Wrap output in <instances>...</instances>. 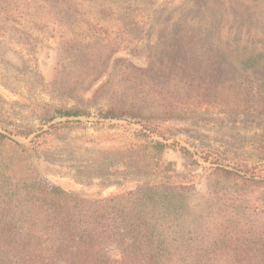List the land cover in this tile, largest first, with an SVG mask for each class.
Segmentation results:
<instances>
[{
	"label": "rangeland",
	"instance_id": "obj_1",
	"mask_svg": "<svg viewBox=\"0 0 264 264\" xmlns=\"http://www.w3.org/2000/svg\"><path fill=\"white\" fill-rule=\"evenodd\" d=\"M244 51L264 55V0H0V133L23 147V166L45 189L108 196L160 183L135 150L143 130L193 153L165 150L170 187L264 198V187L224 189L209 175L222 168L264 182V65L242 72ZM177 54L209 82L180 78ZM110 104L141 111L154 134L104 118ZM65 121L74 128H51ZM101 256L119 264L118 243Z\"/></svg>",
	"mask_w": 264,
	"mask_h": 264
},
{
	"label": "trees",
	"instance_id": "obj_2",
	"mask_svg": "<svg viewBox=\"0 0 264 264\" xmlns=\"http://www.w3.org/2000/svg\"><path fill=\"white\" fill-rule=\"evenodd\" d=\"M83 43L79 42L80 47ZM172 62H179L175 70L180 78H202L179 54ZM235 62L242 72L251 73L264 65V55L244 51ZM166 67L169 71L170 66ZM135 73L136 80L143 79L142 72ZM207 90L200 85L194 94L204 98ZM134 108L110 104L102 115L132 120L154 134L139 123L148 118ZM55 114L88 115L62 109ZM70 124L74 123L65 121L51 128H74ZM19 135L28 136L23 131ZM135 138V150L145 160L146 170L161 182L138 185L127 193L81 196L57 186L41 187L34 170L23 166V147L0 133V264H108L101 252L111 241L118 243L119 264H264L263 197L256 193L197 195L172 188L165 178L175 170L163 160L165 150L190 157L193 153L176 142L152 139L143 130ZM199 157L207 162V156ZM209 175L216 187L224 189L248 192L264 187V182L222 168L210 169Z\"/></svg>",
	"mask_w": 264,
	"mask_h": 264
}]
</instances>
